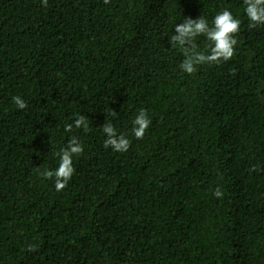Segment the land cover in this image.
Listing matches in <instances>:
<instances>
[{
  "label": "trees",
  "instance_id": "16d2710c",
  "mask_svg": "<svg viewBox=\"0 0 264 264\" xmlns=\"http://www.w3.org/2000/svg\"><path fill=\"white\" fill-rule=\"evenodd\" d=\"M223 8L242 0H0V264H264V26L192 75L168 41ZM140 108L144 138L105 149V119L128 132ZM77 114L90 130L65 133ZM72 135L57 192L37 170Z\"/></svg>",
  "mask_w": 264,
  "mask_h": 264
},
{
  "label": "clouds",
  "instance_id": "9594fccd",
  "mask_svg": "<svg viewBox=\"0 0 264 264\" xmlns=\"http://www.w3.org/2000/svg\"><path fill=\"white\" fill-rule=\"evenodd\" d=\"M103 2L108 4L110 0H103ZM40 3L42 7H46L48 0H40ZM244 18L247 20L248 28L264 26V0H242V14H234L230 8H223L217 11L211 19L200 14L196 18L185 17L182 23L175 22L168 41L170 47L178 50L183 56L178 66L180 71L192 75L197 71L198 66L220 64L232 60L238 44L236 35L240 32ZM200 38L205 41L203 48L198 44ZM11 102L18 110L28 107V102L20 95L12 96ZM109 115L114 118L116 112L113 111ZM151 123V117L145 108L136 111L128 132L119 131L116 125L106 118L101 125L105 137L104 148L116 153L127 152L131 146V138L142 140ZM81 128L85 132L90 130L89 117L77 114L71 123L64 125L63 131L72 133L74 129ZM83 152L84 144L76 135H72L63 147L53 153L55 166L37 171L42 179L54 181V188L57 192L62 191L75 174L74 160L78 159ZM223 195L219 187L213 191V196L218 199ZM29 250H32L31 246Z\"/></svg>",
  "mask_w": 264,
  "mask_h": 264
}]
</instances>
